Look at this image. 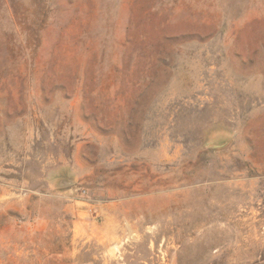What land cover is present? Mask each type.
Instances as JSON below:
<instances>
[{
    "label": "rangeland",
    "instance_id": "374dc122",
    "mask_svg": "<svg viewBox=\"0 0 264 264\" xmlns=\"http://www.w3.org/2000/svg\"><path fill=\"white\" fill-rule=\"evenodd\" d=\"M0 264H264V0H0Z\"/></svg>",
    "mask_w": 264,
    "mask_h": 264
},
{
    "label": "water",
    "instance_id": "95a60500",
    "mask_svg": "<svg viewBox=\"0 0 264 264\" xmlns=\"http://www.w3.org/2000/svg\"><path fill=\"white\" fill-rule=\"evenodd\" d=\"M232 137L233 136H230L228 138H224V139L212 142L211 144L208 145V148H210V149H222V148L227 146V144L230 142ZM73 184H75V181L73 179H70L67 177L64 180H61L59 182L60 187H68V186H72Z\"/></svg>",
    "mask_w": 264,
    "mask_h": 264
}]
</instances>
